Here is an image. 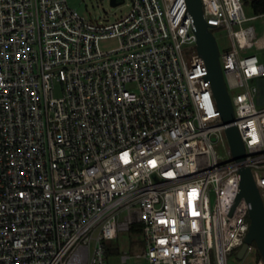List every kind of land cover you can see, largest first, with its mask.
Instances as JSON below:
<instances>
[{
    "label": "built area",
    "instance_id": "1",
    "mask_svg": "<svg viewBox=\"0 0 264 264\" xmlns=\"http://www.w3.org/2000/svg\"><path fill=\"white\" fill-rule=\"evenodd\" d=\"M202 9L232 39L219 51L227 90L243 89L231 123L187 0H131L113 21L67 0H0V264H108L107 244L132 230L143 250L122 251L121 264H226L241 250L251 227L241 168L264 205V63L246 54L264 36L245 26L264 13L246 16L244 0Z\"/></svg>",
    "mask_w": 264,
    "mask_h": 264
},
{
    "label": "water",
    "instance_id": "2",
    "mask_svg": "<svg viewBox=\"0 0 264 264\" xmlns=\"http://www.w3.org/2000/svg\"><path fill=\"white\" fill-rule=\"evenodd\" d=\"M111 5L116 7L121 2L110 0ZM189 12L194 19V33L197 37V50L203 56L208 65V78L211 80L212 91L215 93L217 105L221 112L224 123L234 120L233 105L230 93H228L225 76L220 63L219 46L217 38L210 31V25L203 17L202 0H187ZM230 148L235 160L246 158V150L240 131L235 125L226 129ZM240 192L237 201L244 197L248 203L250 213V231L246 237L245 244L237 253V257L243 259L249 244L257 245L264 260V205L259 188H257L251 169L241 168L239 172ZM264 264V263H263Z\"/></svg>",
    "mask_w": 264,
    "mask_h": 264
},
{
    "label": "rangeland",
    "instance_id": "3",
    "mask_svg": "<svg viewBox=\"0 0 264 264\" xmlns=\"http://www.w3.org/2000/svg\"><path fill=\"white\" fill-rule=\"evenodd\" d=\"M122 1V0H121ZM69 5L81 14L86 15L93 21H100L104 19L115 20L116 18L126 14L130 9L131 0H125L124 3L113 7L110 0H67ZM246 16H253L256 13L253 11L252 6L245 4ZM253 25L255 27L256 35L264 36V18H258L250 20L245 26ZM214 36L217 38L219 51L224 52L225 50L231 49L232 39L227 35V32L222 28H216L213 30ZM258 54L261 61L264 63V49L254 47L246 52V54ZM227 84L228 79H227ZM261 84L259 95L256 98L257 106L264 107V80L257 82ZM243 89L240 87L229 88L228 92L230 96L237 94ZM61 84L56 86L55 96H61ZM255 245V244H253ZM108 249L116 252L117 255H111L108 257V264H121L120 254L122 251H129L132 254L140 253L143 250V238L141 233L137 231L121 232L120 237L117 240H113L107 244ZM255 254L247 255L244 259L237 257V252L227 254L226 264H256L257 259L260 257L257 245H255ZM134 262V261H133ZM145 264V262H142Z\"/></svg>",
    "mask_w": 264,
    "mask_h": 264
},
{
    "label": "trees",
    "instance_id": "4",
    "mask_svg": "<svg viewBox=\"0 0 264 264\" xmlns=\"http://www.w3.org/2000/svg\"><path fill=\"white\" fill-rule=\"evenodd\" d=\"M244 1H245V4L247 5L250 4L252 6L253 11L256 14L264 13V0H244ZM109 252L113 253L114 251L109 249Z\"/></svg>",
    "mask_w": 264,
    "mask_h": 264
}]
</instances>
